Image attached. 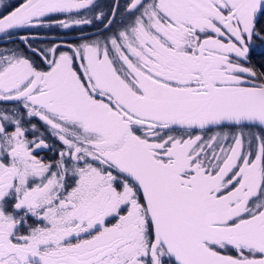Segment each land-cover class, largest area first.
<instances>
[{"label": "snow or ice", "instance_id": "1", "mask_svg": "<svg viewBox=\"0 0 264 264\" xmlns=\"http://www.w3.org/2000/svg\"><path fill=\"white\" fill-rule=\"evenodd\" d=\"M0 264H264V0H0Z\"/></svg>", "mask_w": 264, "mask_h": 264}, {"label": "rangeland", "instance_id": "2", "mask_svg": "<svg viewBox=\"0 0 264 264\" xmlns=\"http://www.w3.org/2000/svg\"><path fill=\"white\" fill-rule=\"evenodd\" d=\"M98 2L101 5V7L106 8L105 5L111 4L112 0L111 2H106V3H104V0H98ZM121 2H123V0H121Z\"/></svg>", "mask_w": 264, "mask_h": 264}, {"label": "flooded vegetation", "instance_id": "3", "mask_svg": "<svg viewBox=\"0 0 264 264\" xmlns=\"http://www.w3.org/2000/svg\"><path fill=\"white\" fill-rule=\"evenodd\" d=\"M109 5V4H108ZM108 5H105V7H107ZM64 39H71V36H68V37H63Z\"/></svg>", "mask_w": 264, "mask_h": 264}, {"label": "trees", "instance_id": "4", "mask_svg": "<svg viewBox=\"0 0 264 264\" xmlns=\"http://www.w3.org/2000/svg\"><path fill=\"white\" fill-rule=\"evenodd\" d=\"M106 2H111V0H104V3H106Z\"/></svg>", "mask_w": 264, "mask_h": 264}]
</instances>
